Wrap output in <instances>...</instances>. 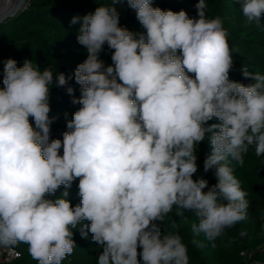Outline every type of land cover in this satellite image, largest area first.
<instances>
[{
  "label": "clouds",
  "instance_id": "obj_1",
  "mask_svg": "<svg viewBox=\"0 0 264 264\" xmlns=\"http://www.w3.org/2000/svg\"><path fill=\"white\" fill-rule=\"evenodd\" d=\"M119 2L72 18L87 57L71 76L27 59L3 65L0 247L26 244L38 264H62L76 247L73 229L82 238L92 234L102 249L97 264H189L179 234L184 210L198 221L194 236L209 242L248 216V194L234 173L250 147L264 155V74L243 66L254 83L229 79L228 32L220 16L208 18L206 0L196 4L198 18L126 0L138 32L120 25ZM239 3L248 23L264 26V0ZM105 44L111 65L100 58ZM73 77L78 98L68 86ZM53 87H66L80 105L62 140L50 139ZM213 118L219 122L208 124ZM206 139L203 169H214L217 179L210 187L203 176L193 178ZM76 179L81 199L72 206L68 189ZM61 186L59 198L46 199Z\"/></svg>",
  "mask_w": 264,
  "mask_h": 264
},
{
  "label": "trees",
  "instance_id": "obj_2",
  "mask_svg": "<svg viewBox=\"0 0 264 264\" xmlns=\"http://www.w3.org/2000/svg\"><path fill=\"white\" fill-rule=\"evenodd\" d=\"M110 2L111 0H29L23 9L0 23V86L3 65L9 58L15 59L18 67L22 66L26 59L33 60L34 63L40 64L41 69L53 65L54 71L71 76L77 65L87 57L86 49L77 42L80 25L72 24V18L94 12L100 4ZM197 3L198 0H152L153 7L177 12L185 10L189 18H198ZM206 4L208 18L220 16L228 32L233 56L229 79L245 86L254 83L251 78H245L240 69L246 66L250 72L264 74V26L257 27L255 23L247 22L239 0H206ZM115 7L120 13L121 26L133 32L144 31L136 19L135 11L128 6L126 0H121ZM261 22L264 25V16ZM111 52L105 44L100 58L106 65L112 64ZM68 86L74 88V96L78 98L80 86L75 83L74 77L68 81ZM71 101L72 96L67 94L66 87H53L50 90L49 116L55 118L50 126V139L62 140V133L67 130V121L72 119V114L80 107ZM218 122L213 118L208 124ZM210 151L207 139L197 146L198 171L193 177L197 179L203 176L208 180L209 187L217 182L214 169L207 173L203 169L204 160ZM60 154L62 155V149ZM234 174L248 194V216L234 227L225 229L214 242H209L203 234L194 236L191 224L198 221L193 212L184 210L188 222L181 227L179 234L188 247L189 264H264V155L257 157L254 147H250L244 156L243 165L235 166ZM78 183L79 180L76 179L68 189L67 199L72 206H76L81 199ZM63 191L64 186H61L54 195L46 196V199L55 200ZM170 215L179 222L180 218L175 217V210ZM163 227L170 230L167 219ZM241 232L246 235L241 236ZM91 235L89 232L88 238H82L79 230L73 229L76 247L62 264H97L102 249L92 241ZM193 239L203 246L193 244ZM15 248L20 254L19 257L3 260L0 264H38V261L29 255L28 245L18 244ZM139 251L142 249H138Z\"/></svg>",
  "mask_w": 264,
  "mask_h": 264
},
{
  "label": "water",
  "instance_id": "obj_3",
  "mask_svg": "<svg viewBox=\"0 0 264 264\" xmlns=\"http://www.w3.org/2000/svg\"><path fill=\"white\" fill-rule=\"evenodd\" d=\"M29 0H16L13 4L2 8L0 10V23L3 22L9 16L17 13L19 10L23 9Z\"/></svg>",
  "mask_w": 264,
  "mask_h": 264
},
{
  "label": "built area",
  "instance_id": "obj_4",
  "mask_svg": "<svg viewBox=\"0 0 264 264\" xmlns=\"http://www.w3.org/2000/svg\"><path fill=\"white\" fill-rule=\"evenodd\" d=\"M16 253H18V251L15 247H0V262L16 257Z\"/></svg>",
  "mask_w": 264,
  "mask_h": 264
},
{
  "label": "bare ground",
  "instance_id": "obj_5",
  "mask_svg": "<svg viewBox=\"0 0 264 264\" xmlns=\"http://www.w3.org/2000/svg\"><path fill=\"white\" fill-rule=\"evenodd\" d=\"M16 0H0V10L9 4H13Z\"/></svg>",
  "mask_w": 264,
  "mask_h": 264
}]
</instances>
